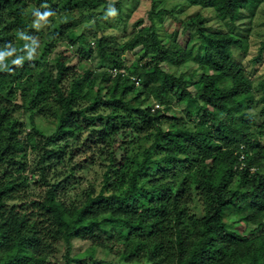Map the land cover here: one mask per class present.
<instances>
[{
  "label": "trees",
  "instance_id": "16d2710c",
  "mask_svg": "<svg viewBox=\"0 0 264 264\" xmlns=\"http://www.w3.org/2000/svg\"><path fill=\"white\" fill-rule=\"evenodd\" d=\"M169 1L220 26L198 10L161 37L153 7L120 43L107 0H0V264H264V0Z\"/></svg>",
  "mask_w": 264,
  "mask_h": 264
},
{
  "label": "rangeland",
  "instance_id": "374dc122",
  "mask_svg": "<svg viewBox=\"0 0 264 264\" xmlns=\"http://www.w3.org/2000/svg\"><path fill=\"white\" fill-rule=\"evenodd\" d=\"M107 1H109L108 4L109 12L111 10L115 11V9H113L112 7L113 3L119 2L120 15L118 16L117 14L115 16L111 15L109 19H107L108 15L105 16V18L102 20V25L107 28L104 33L115 35L120 43L124 42L127 38H129L132 31H134L135 29H138L141 26L142 27L149 26V20L147 18V15L150 10H153L152 9L153 7H154V11L159 12V15L155 16L154 19L156 20L158 34L161 37L163 35H167L168 37L173 39L175 35L174 28L176 27L173 18L183 19L188 17L189 15L198 12V10L202 12L203 17L209 19L208 25L213 27L220 26L218 22L214 21V18L212 17L209 10H200L197 7H189V8H185V6L182 7L180 6L181 8L174 7L173 4L174 2L172 1L169 2H161V0H107ZM165 9L169 10L170 14H166ZM165 15L167 17L166 19H164ZM139 17L143 18L144 20L143 23L140 26L133 25L138 20ZM163 19L164 21H162ZM105 20H108V22H106ZM165 20L168 21L166 22ZM261 21H263V19ZM80 30H81V26L75 28L72 33L77 34L79 33ZM257 30H261L262 32H264V27L254 26L253 31H257ZM139 53L140 52L138 49H134L133 51L124 54L125 65L128 66L131 62L135 61L136 58L139 56L138 55ZM101 65L102 63H100L95 59L88 66V68L93 69ZM16 116L27 130H32V132L37 135H48L54 128L53 121H51L50 119L43 118L41 116H35L33 125L31 126L30 124H28L27 112L24 113L18 112L16 113ZM33 155L34 153L32 152L26 155L29 161L33 159ZM100 172L101 170L99 168V165L96 164L94 165L91 164L89 168L79 171L77 175L81 176V183L78 186L76 185L77 187H75V190L70 188L68 190V196H73V194H75V191L79 190V188H83L87 184H92L97 189ZM29 176L30 175L28 174V177ZM34 178L37 179L35 186H33V184L31 183L28 189V193L33 194V196H35L38 192H41L43 188L40 185L38 176L33 174L31 180H33ZM31 180L29 181L31 182ZM195 206H193V210H195V212H198V209L195 208ZM237 230L240 231V228H238ZM109 231L115 234L113 237H111V242L113 241L115 243L123 242L124 240L123 238H119V241L117 240L118 236H124V234L126 233V231L123 228H114V229L109 228ZM72 245H73L72 253L74 254L81 253L89 246V241L74 239ZM62 251H63V245H59L58 247H56L54 258L59 259L62 255ZM89 264H143V263L141 262L125 263V261L120 260L118 258L117 253L111 252L107 254L103 249L98 248L93 258L89 260Z\"/></svg>",
  "mask_w": 264,
  "mask_h": 264
},
{
  "label": "built area",
  "instance_id": "2783aa9c",
  "mask_svg": "<svg viewBox=\"0 0 264 264\" xmlns=\"http://www.w3.org/2000/svg\"><path fill=\"white\" fill-rule=\"evenodd\" d=\"M111 73H112V75H117V74H120L121 76L125 75V72H123L121 69H118V68L111 69ZM131 79L133 80L135 85L138 84V80L136 78L131 77ZM155 106H157V105H155Z\"/></svg>",
  "mask_w": 264,
  "mask_h": 264
},
{
  "label": "clouds",
  "instance_id": "9594fccd",
  "mask_svg": "<svg viewBox=\"0 0 264 264\" xmlns=\"http://www.w3.org/2000/svg\"><path fill=\"white\" fill-rule=\"evenodd\" d=\"M109 14L112 15V16H115L116 15V12L115 11H110Z\"/></svg>",
  "mask_w": 264,
  "mask_h": 264
}]
</instances>
